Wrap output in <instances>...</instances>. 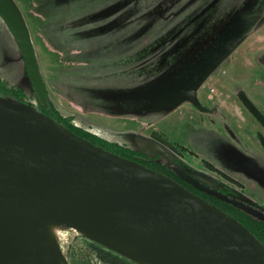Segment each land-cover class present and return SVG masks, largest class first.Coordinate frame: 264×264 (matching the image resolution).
<instances>
[{
  "label": "rangeland",
  "instance_id": "rangeland-1",
  "mask_svg": "<svg viewBox=\"0 0 264 264\" xmlns=\"http://www.w3.org/2000/svg\"><path fill=\"white\" fill-rule=\"evenodd\" d=\"M12 1L44 94L0 16V96L18 91L19 100L6 98L55 110L64 125L72 117L169 176L179 167L264 212V0ZM192 188L246 226L254 223ZM88 238L67 228L57 255L66 264H126Z\"/></svg>",
  "mask_w": 264,
  "mask_h": 264
},
{
  "label": "water",
  "instance_id": "water-1",
  "mask_svg": "<svg viewBox=\"0 0 264 264\" xmlns=\"http://www.w3.org/2000/svg\"><path fill=\"white\" fill-rule=\"evenodd\" d=\"M0 16L42 96L43 77L21 12L12 0H0ZM189 97L205 109L193 93ZM173 170L197 189L264 221L263 211L179 167ZM41 216L133 243L155 264H264V243L233 215L35 107L0 96V264H52L44 253Z\"/></svg>",
  "mask_w": 264,
  "mask_h": 264
},
{
  "label": "bare ground",
  "instance_id": "bare-ground-1",
  "mask_svg": "<svg viewBox=\"0 0 264 264\" xmlns=\"http://www.w3.org/2000/svg\"><path fill=\"white\" fill-rule=\"evenodd\" d=\"M39 225L41 236L43 239L45 257L48 260L52 261V264H66L65 257H59L61 253L58 250V241L62 232L69 228V226L61 222L59 219L47 216H41L39 218ZM78 232L84 234L90 239L98 241L101 244L119 251L120 253L132 259L137 264H155L152 260L142 254L141 248L139 246L133 243L115 237L96 236L93 234L83 233L81 231ZM57 251L59 255H57Z\"/></svg>",
  "mask_w": 264,
  "mask_h": 264
},
{
  "label": "trees",
  "instance_id": "trees-1",
  "mask_svg": "<svg viewBox=\"0 0 264 264\" xmlns=\"http://www.w3.org/2000/svg\"><path fill=\"white\" fill-rule=\"evenodd\" d=\"M10 91L11 92L8 95H11V97L16 98L18 100L20 99L18 91H14V90L13 91L10 90ZM8 95H6V97ZM41 109L47 115L57 119L59 122H62L64 117L62 118V116L59 115L57 111H55V110L52 111V110L46 109L45 107H42ZM65 118H66L65 120L68 119V122L65 125L68 128H70L72 131L76 132L78 135H80V136H82L84 138H87L90 141H92L93 143L101 145L104 148H106V149H108V150H110L112 152H115V153H117L119 155H122V156L130 158V159H134L136 161L141 162L142 164H145L148 167H151V168H153L155 170H158V171L162 172L159 168L155 167L153 164H150L147 158H143L142 156L138 155L134 150L127 148V146L121 145V144H119L117 142H111L109 140H106L105 138L99 137V136L91 133L88 130L82 129L80 126L74 125L73 123L69 122V119L71 120L72 117H69V118L65 117ZM151 162H152V160H151ZM162 173H164V172H162ZM164 174H166V173H164ZM166 175H168V174H166ZM170 177H172L173 179H177V178H174L175 176L174 177L170 176ZM185 186L188 187L193 192H195L194 191L195 189L193 190L192 187H190L188 185H185ZM195 193L199 194L200 196H202L206 200L210 201L203 194H200L198 192H195ZM211 203L215 204V202H211ZM248 216H250V215H248ZM250 217L253 218L252 220L254 221V223L252 225H249V226L247 225V227H249V229L264 243V221H261V220L255 218V217H253L252 215ZM91 241L95 242L96 246H98L100 249H102L105 252H107L109 255H112L113 257H115V258H117V259H119L121 261H124L126 264H136L133 261H129L125 256L119 254L118 252H115V251L109 249L108 247H106V246H104V245H102V244H100V243H98V242H96L94 240H91Z\"/></svg>",
  "mask_w": 264,
  "mask_h": 264
},
{
  "label": "flooded vegetation",
  "instance_id": "flooded-vegetation-1",
  "mask_svg": "<svg viewBox=\"0 0 264 264\" xmlns=\"http://www.w3.org/2000/svg\"><path fill=\"white\" fill-rule=\"evenodd\" d=\"M176 178L177 179H175V180H177L178 182H180L181 184H183V185H188V186H192L191 184H189V183H187L186 181H184L183 179H181L177 174H176ZM192 187H194V186H192ZM194 188H196V187H194ZM198 191V190H197Z\"/></svg>",
  "mask_w": 264,
  "mask_h": 264
}]
</instances>
